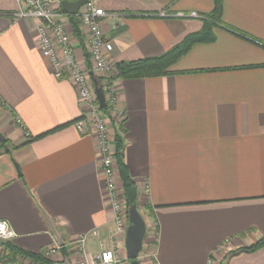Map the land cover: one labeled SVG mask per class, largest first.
Returning a JSON list of instances; mask_svg holds the SVG:
<instances>
[{
    "label": "crops",
    "instance_id": "crops-1",
    "mask_svg": "<svg viewBox=\"0 0 264 264\" xmlns=\"http://www.w3.org/2000/svg\"><path fill=\"white\" fill-rule=\"evenodd\" d=\"M93 1L107 14L102 31L117 64L159 56L198 32L215 0ZM220 1L214 41L192 47L175 74L115 81L123 162L146 226L141 264H207L217 249L214 264H264V248L236 252L264 238V0ZM17 9L0 0V220L17 234L10 243L38 255L56 243L51 220L65 248L54 264H74L75 238L92 230L126 264L124 240H111L93 140L74 127L87 106L52 75L34 22L15 19ZM189 12L198 18L177 16ZM2 247L0 264L26 259L10 262ZM85 250L92 258L97 239Z\"/></svg>",
    "mask_w": 264,
    "mask_h": 264
},
{
    "label": "built area",
    "instance_id": "built-area-1",
    "mask_svg": "<svg viewBox=\"0 0 264 264\" xmlns=\"http://www.w3.org/2000/svg\"><path fill=\"white\" fill-rule=\"evenodd\" d=\"M15 1L18 9L14 17L34 22L38 50L42 58L48 62L52 75L57 79L68 80L79 99L87 106V111L74 122V127L81 134H88L93 140L104 188L108 195V204L113 215L114 233L111 240L112 242L117 239L124 240L128 219L123 190L118 186L114 143L110 141V130L111 118L117 125H122L126 113L120 107L115 81L110 78L115 72V65L109 56L113 47L102 31V23L107 14L97 7L93 0H87L75 15L80 22L79 39H77L72 33L69 16L62 10L59 0ZM177 16L198 18L194 12L177 13ZM93 79L103 93L106 104L103 109L99 107ZM104 109L107 112H104ZM15 123L23 129L20 119L15 118ZM25 136H28L26 132ZM89 236L97 239L98 250L92 258L88 257L85 250ZM16 237L17 234L9 223L0 220V241L10 242ZM74 243L77 254L74 264H122L115 248H105L96 230L78 235ZM59 250L60 247L55 243L45 249L41 255L51 261ZM221 252V249L213 251L207 264H214L213 256ZM19 264H27V259H20ZM151 264L158 263L152 260Z\"/></svg>",
    "mask_w": 264,
    "mask_h": 264
},
{
    "label": "trees",
    "instance_id": "trees-1",
    "mask_svg": "<svg viewBox=\"0 0 264 264\" xmlns=\"http://www.w3.org/2000/svg\"><path fill=\"white\" fill-rule=\"evenodd\" d=\"M221 1L215 0L213 9L203 16L202 27L198 32L187 35L179 44L171 47L159 56L141 58L128 62H120L115 65V72L111 80H131L158 78L175 74L174 65L186 55L192 47L202 43H210L215 39L213 29L220 25ZM68 21L72 27V33L75 38L79 39V19L76 16H69ZM102 87V85H99ZM107 112L106 109L103 110ZM126 129L123 125H118L114 133V159L116 161L118 176L122 182V190L126 212L131 206L137 208L138 191L135 182L130 177L128 170L123 162L124 150V133ZM3 257L10 262H16L17 257L22 256L28 260V264H54L53 261L45 259L41 254H31L22 251L10 242L3 243ZM264 248V238H260L250 246L244 247L236 252L252 253ZM64 251L65 248H60Z\"/></svg>",
    "mask_w": 264,
    "mask_h": 264
},
{
    "label": "water",
    "instance_id": "water-1",
    "mask_svg": "<svg viewBox=\"0 0 264 264\" xmlns=\"http://www.w3.org/2000/svg\"><path fill=\"white\" fill-rule=\"evenodd\" d=\"M62 10L67 16H75L79 8L86 3L87 0H59ZM96 98L101 109L105 108V99L101 89L97 86L96 81L93 79ZM0 142L4 143V137L0 135ZM128 226L124 236V249L126 253V259L128 264H141L138 260L139 253L142 249L143 239L146 233V226L143 218L138 212L135 206H131L127 209ZM49 228L53 234L55 242L58 247H63L64 242L61 240L56 228L51 220H49ZM0 241V246L2 245ZM55 264H70L67 259H64L61 263Z\"/></svg>",
    "mask_w": 264,
    "mask_h": 264
},
{
    "label": "rangeland",
    "instance_id": "rangeland-1",
    "mask_svg": "<svg viewBox=\"0 0 264 264\" xmlns=\"http://www.w3.org/2000/svg\"><path fill=\"white\" fill-rule=\"evenodd\" d=\"M141 217L143 218V216L141 215ZM143 220H144V218H143ZM139 257V256H138Z\"/></svg>",
    "mask_w": 264,
    "mask_h": 264
}]
</instances>
